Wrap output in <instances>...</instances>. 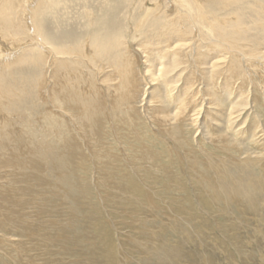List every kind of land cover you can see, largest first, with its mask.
<instances>
[{"label": "rangeland", "instance_id": "374dc122", "mask_svg": "<svg viewBox=\"0 0 264 264\" xmlns=\"http://www.w3.org/2000/svg\"><path fill=\"white\" fill-rule=\"evenodd\" d=\"M44 1L14 52L0 30V264H264V0H201L225 19L208 39L157 34L168 0ZM189 45L203 67L146 74ZM132 56L139 96L112 106ZM90 85L105 104L87 111Z\"/></svg>", "mask_w": 264, "mask_h": 264}, {"label": "bare ground", "instance_id": "6f19581e", "mask_svg": "<svg viewBox=\"0 0 264 264\" xmlns=\"http://www.w3.org/2000/svg\"><path fill=\"white\" fill-rule=\"evenodd\" d=\"M42 1H44V0H2V3H1V6H0V30H2L1 32H3V33H1V36L5 39V40H8V39H10V40H13V43H12V45H11V47L10 48H5L4 50L5 51H7V50H12L13 52H14V50L13 49H17L19 46H20V41H22V40H20V41H16L15 40V38H12V37H14L13 35H14V31H13V29H16L17 27H14L15 26V24H16V19L18 18V13H20V11L22 10L23 11V13H24V16H23V18H24V23L26 24L25 26L26 27H28L27 29L28 30H30L31 29V23H32V19H33V22H34V20H36V16H37V14L36 13H41L44 9H42V7L43 6H45V4L44 3H42ZM133 1V0H132ZM151 1V0H150ZM150 1H148L149 3H153V2H150ZM162 1H164V0H160V1H156L155 0V4H154V7H153V11L156 13L157 11H158V9H160V10H163V5L161 4V2ZM167 1V0H166ZM194 1V3L191 1V0H168V2H166V3H170V5H171V11L172 12H174V13H171L172 14V16L170 17V19L169 18H166L165 19V17H164V19L163 20H159V19H156L155 18V20H153L152 21V24L153 23H155V24H153V25H156L157 27L155 28L156 29V32H157V34H159V35H161L162 33H164L165 34V32H167V31H171L175 26H176V24H183V20H185V21H188V23L190 24H192L193 26L192 27H194V30L196 31L195 32V34L196 33H199V34H201L205 39H208V38H211L212 36H214L215 34H216V32L215 31H218V28L220 29V23L222 24V23H225V19H224V17H217V16H212L211 15V13H206V11L204 10V7H202L201 6V0H193ZM44 2H49V0H45ZM137 2V1H136ZM141 2V1H140ZM145 3V2H144ZM44 4V5H43ZM143 5V4H142ZM151 5V4H150ZM144 6V5H143ZM167 6H168V4H167ZM150 7V6H149ZM144 8H145V6H144ZM150 8H152V7H150ZM169 8V7H168ZM40 10H42L41 12H40ZM165 10V9H164ZM146 11H148V10H146ZM171 11H169V12H171ZM44 12V11H43ZM165 12L166 13H169L168 12V10H165ZM165 12H163V13H165ZM42 14V13H41ZM87 14V13H86ZM85 14V15H86ZM157 14V13H156ZM17 15V16H16ZM21 15V14H20ZM36 15V16H35ZM57 15V14H56ZM55 15V16H56ZM83 15V14H82ZM89 15V14H88ZM147 15V14H146ZM174 15V16H173ZM210 17H209V16ZM145 16V15H144ZM153 16V15H152ZM155 16V15H154ZM170 16V15H169ZM37 17H39V16H37ZM58 17V16H57ZM20 18V17H19ZM144 18V17H143ZM19 21H21L20 19H18ZM151 20V19H150ZM15 21V24H13V22ZM18 21V22H19ZM58 21V20H57ZM142 21V20H141ZM141 21H139V23L141 22ZM6 23V25H2V24H5ZM20 23V22H19ZM22 23V22H21ZM23 23V24H24ZM240 23V22H239ZM238 22L236 23V20H235V23H233L230 27L232 28H239V24ZM14 26H13V25ZM99 24V23H98ZM101 24H103V23H101ZM100 24V25H101ZM138 24V23H137ZM148 24V23H147ZM17 25V24H16ZM18 25H20V24H18ZM35 25H36V23H35ZM99 25V26H100ZM139 25H141V24H139ZM184 25V24H183ZM182 25V26H183ZM223 25V24H222ZM37 26V25H36ZM128 26V25H127ZM187 26V25H186ZM219 26V27H218ZM9 27V28H8ZM13 29H12V28ZM20 29H22L21 27H22V25H21V27L20 26H18ZM35 27V26H34ZM101 27V26H100ZM147 27V26H146ZM178 27H180V26H178ZM8 28V29H7ZM38 28L40 29V27L38 26ZM98 27H97V25H96V27H95V30L97 29ZM106 28V27H105ZM176 28V27H175ZM189 28V27H188ZM23 29H24V27H23ZM37 29V28H36ZM39 29H38V31H39ZM179 29V28H178ZM182 29V28H181ZM187 29V28H186ZM18 30V29H17ZM189 30V29H188ZM225 30V29H224ZM227 30V29H226ZM36 31V30H35ZM178 31V30H177ZM182 31V30H181ZM181 31H179V32H181ZM187 31V30H186ZM185 31V32H186ZM21 32H23V31H21ZM20 31H19V36L22 34ZM25 32V31H24ZM94 32V31H93ZM92 32V33H93ZM219 32V31H218ZM227 32H228V30H227ZM32 33H33V30H32ZM42 33V32H41ZM92 33H90V35L92 34ZM104 33V32H103ZM106 33V32H105ZM175 33V32H174ZM182 33V32H181ZM180 33V34H181ZM192 33V32H191ZM34 34V33H33ZM37 34V33H36ZM34 35V37L36 38V43L38 44V45H40V47L42 46V47H44V45H45V43H43V41H42V39L40 38V39H37L38 37H37V35ZM177 34V33H176ZM189 35H191L190 33H188ZM228 34V33H227ZM15 35H17L16 33H15ZM182 35H184V33H182ZM197 36H198V34H196ZM229 35V34H228ZM24 36V35H23ZM93 36H94V34H93ZM93 36H91V37H93ZM185 36V35H184ZM221 36V35H220ZM95 37V36H94ZM98 37V36H97ZM135 37V36H134ZM133 37V38H134ZM194 37V36H193ZM85 38V37H84ZM155 38V37H154ZM187 38H189V37H187ZM199 39H201V37H198ZM213 38V37H212ZM19 39H21V38H19ZM24 39V38H23ZM45 39V38H44ZM43 39V40H44ZM106 39V38H105ZM104 39V40H105ZM181 39H183V38H181ZM198 39V40H199ZM225 39H227V40H225V41H227V42H231L232 43V41H230V39H228L227 37L225 38ZM39 40V41H38ZM47 40V39H46ZM86 40V39H85ZM102 40V39H101ZM99 41V42H102V41ZM136 40H137V38H136ZM161 40V39H160ZM178 40V39H177ZM214 40V39H213ZM116 41V40H115ZM182 41V40H181ZM184 41V40H183ZM215 41H219V39L218 40H216L215 39ZM3 42V41H2ZM90 42H92L91 40H90ZM151 42V41H150ZM160 42V41H159ZM177 42V41H176ZM187 42V41H186ZM220 42V41H219ZM47 43V42H46ZM50 43V42H49ZM94 45H95V48H93V49H95V50H97L98 49V51L99 52H104V51H106V48L105 47H103V45H99L98 44V41H93L92 42ZM130 43V42H129ZM182 43V42H181ZM128 44V43H127ZM156 44V43H155ZM184 44V43H183ZM186 44V43H185ZM187 44H189L188 42H187ZM48 45V44H47ZM47 45H45V46H47ZM51 45V44H50ZM115 45H116V42H115ZM174 45V44H173ZM173 45H170L171 47L173 46ZM0 46H1V41H0ZM107 46V45H106ZM158 46H159V44H158ZM157 46V47H158ZM175 46H178V48L180 47V46H185L186 47V45H179V44H176ZM174 46V47H175ZM188 46V45H187ZM49 47V46H48ZM47 47V48H48ZM82 47V46H81ZM108 47V46H107ZM145 47V46H144ZM168 47V46H167ZM195 47V46H194ZM36 48V47H35ZM97 48V49H96ZM152 48V47H151ZM154 48V47H153ZM21 49V48H20ZM92 49V48H91ZM136 49V48H135ZM160 49V48H159ZM167 49V48H166ZM176 49V48H175ZM181 49V48H180ZM188 49L189 50H187L185 53H182V51L180 52V51H175L174 52V54L173 55H175L177 58H175V57H168L167 55L166 56H161V58H157V55L159 54H157V55H155L156 56V58L158 59V60H156L157 61V63L159 64V60L161 59V61H160V65H159V67L158 66H155V64H152L150 61H148V60H150V59H147V62L149 63V66H147V67H149V68H147V71H146V74H148L149 75V77L151 78V80H154V79H157V78H159L161 75H167V74H170V73H172L176 68L178 69V67H180V64L181 65H183L182 64V61H181V58H182V55H183V57H187L186 59H188V58H191L192 60L193 59H195V60H193L192 62H194L195 64H196V66H197V68H199L200 66L201 67H203L202 65H203V63H205L203 60H204V58L202 57V54H196V57H195V53H196V47L194 48V50H195V52H194V50L191 48V45H189V47H188ZM45 50V49H44ZM44 50H41V51H44ZM90 51V49L87 47L82 53H87V51ZM109 50V49H108ZM154 50H155V48H154ZM182 50V49H181ZM232 50H233V48H232ZM46 51V50H45ZM110 51H112V49L110 50ZM0 52H2L1 51V47H0ZM78 52H80V54H81V51L79 50ZM130 52H132V51H130ZM152 52V51H151ZM19 53H20V51H19ZM45 53V52H44ZM43 53V54H44ZM56 53H59L58 51L56 52ZM68 53H73V52H68ZM93 53V52H92ZM96 53H97V51H96ZM95 53V54H96ZM142 53H143V51H142ZM147 53V52H146ZM154 53H156V52H154ZM162 53V52H161ZM165 53V52H164ZM233 53V52H232ZM11 53H7V52H5V54H2L1 53V55H4V56H6V57H8L9 58V55H10ZM47 54V53H46ZM51 54H52V52H51ZM89 53H87L86 55H88ZM135 54L137 55L138 53H136L135 52ZM170 54V53H169ZM172 54V53H171ZM186 54H187V56H186ZM21 55V54H20ZM50 55V54H49ZM48 55V56H49ZM103 55V54H102ZM139 55V54H138ZM148 55V54H147ZM162 55V54H161ZM23 56V55H22ZM53 56H54V54H53ZM61 56V55H60ZM60 56H58V57H60ZM77 56H78V54H77ZM97 56V55H96ZM154 56V57H155ZM160 56V55H159ZM171 56V55H170ZM2 57V56H1ZM38 57V56H37ZM36 57V58H37ZM41 57H42V55H41ZM52 57V56H51ZM73 57V56H72ZM72 57H71V59H72ZM75 57V56H74ZM89 57H90V55H89ZM149 57V56H148ZM147 57V58H148ZM151 57V56H150ZM149 57V58H150ZM166 57H168V58H166ZM231 57V56H230ZM14 58H15V56H14ZM66 58V57H65ZM153 58V57H152ZM156 58H154V59H156ZM169 59L167 62L166 61H163L162 59ZM184 58V59H185ZM63 59V58H62ZM82 59V58H81ZM177 59H179V60H177ZM233 60H235L234 58H232ZM238 59V58H237ZM9 60V59H8ZM38 60V59H37ZM125 61H127L128 62V64L127 63H125L126 65H128V66H126L125 64H123V66H119V68H118V66L116 67V69H117V72H118V74L120 75V81H119V86L117 85V90L115 89V93L113 94V95H115L114 97H113V95H112V97L115 99V101H113L112 102V104H110V105H120V106H122L121 108H125V107H123V105H124V103H126V105H128L127 104V102H130V103H132L133 102V100L134 99H136L137 97H136V95H138L139 96V94H136V93H138V92H136V90H138V88H140V87H138V81H137V79H138V77H137V74H138V72H137V70H136V68H135V65L136 64H138L139 62H138V60H137V57H134V56H132L131 58H126V59H124ZM0 61H1V58H0ZM49 61H50V59H49ZM116 61V60H115ZM114 61V62H115ZM152 61V60H151ZM154 61V60H153ZM156 61H155V63H156ZM188 61H189V59H188ZM231 61V60H230ZM241 61V60H240ZM43 62V61H42ZM145 62H146V60H145ZM146 62V63H147ZM232 62V61H231ZM236 62H238V60L236 61ZM92 63H93V61H92ZM106 63H108V62H106ZM116 63V62H115ZM132 63L134 64V66L132 65ZM194 63H193V65H194ZM3 64V63H2ZM41 64V63H40ZM120 64V63H119ZM186 64V63H185ZM189 64V63H188ZM235 65V64H234ZM90 66V65H89ZM96 66V65H95ZM114 66H115V64H114ZM67 67V66H66ZM137 67V66H136ZM231 67V66H230ZM75 68H77V67H75ZM91 68V67H90ZM138 68V67H137ZM196 68V69H197ZM233 68H234V66H233ZM176 69V70H177ZM231 69V68H230ZM79 70V69H78ZM139 70V69H138ZM80 71H82V70H80ZM197 71H198V69H197ZM203 71V72H202ZM201 71V69H199V72H200V75H203V73H204V70H202ZM52 72H54V71H52ZM63 72V71H62ZM61 72V73H62ZM68 72H69V70H68ZM75 72V71H74ZM176 72V71H175ZM234 72H235V70H234ZM64 73V72H63ZM228 73V72H227ZM233 73V72H232ZM231 73V74H232ZM65 74V73H64ZM76 73H74V74H72V75H74L75 76V78H76V76L77 75H75ZM173 74V73H172ZM230 74V73H229ZM236 74V73H235ZM53 75V74H52ZM55 75V74H54ZM58 75V74H57ZM68 75V74H67ZM70 76H71V73L69 74ZM115 75H117V74H115ZM234 75V74H233ZM69 76V77H70ZM82 76V75H81ZM80 76V77H81ZM109 76V75H108ZM169 76H171V75H169ZM211 76V75H210ZM61 77V76H60ZM65 77V76H64ZM83 77V76H82ZM95 77V76H94ZM109 77H111V76H109ZM108 77V78H109ZM163 77V76H162ZM200 77V76H199ZM204 77V76H203ZM43 78V77H42ZM45 78V77H44ZM58 78V77H57ZM74 78V77H73ZM112 78V77H111ZM165 78V77H164ZM163 78V79H164ZM169 78V77H168ZM204 78H206V77H204ZM210 78V77H209ZM41 79V78H40ZM162 79V78H161ZM170 79V78H169ZM196 80H197V78H195ZM212 79V78H211ZM71 80V79H70ZM97 80V79H96ZM106 80H107V78H106ZM139 80V79H138ZM189 80H190V78H189ZM192 80V79H191ZM190 80V82H189V84H191L192 83V81ZM199 80V79H198ZM197 80V81H198ZM201 80H202V78H201ZM200 80V81H201ZM204 80H206V79H204ZM203 80V82L204 83H206L205 81ZM210 80V79H209ZM53 81H55L56 83H57V85H59L60 83H66L68 80H65V79H60L59 80V84H58V82L56 81V79L55 80H53ZM108 81H110L111 82V80H108ZM112 81H113V79H112ZM159 81H160V79H159ZM158 81V82H159ZM187 81V80H186ZM54 82V83H55ZM162 82V81H161ZM164 82V81H163ZM162 82V83H163ZM172 82V81H171ZM188 82V81H187ZM187 82H185V84L187 83ZM196 82V81H195ZM210 82V81H209ZM50 83V82H49ZM70 83V82H69ZM74 83H75V81H74ZM107 83V82H106ZM51 84V83H50ZM77 84V83H76ZM166 84H168L167 82H166ZM166 84H164V85H166ZM184 84V85H185ZM195 84V83H194ZM209 84V83H208ZM56 85V84H55ZM61 85H63V84H61ZM191 85H193V84H191ZM207 85V84H206ZM38 86V85H37ZM65 86V85H64ZM93 86H95V85H93ZM93 86L91 87V85H90V89L89 90H86L87 91V93H89V95H91V97H93L92 98V100H89V102L88 101H84V104H83V108L84 107H86V110L88 111H92V110H96V108H97V106H100V105H104L105 103H103L102 101H100L99 99H98V93L97 92H100V90H99V88H93ZM114 86V85H113ZM116 86V85H115ZM140 86V85H139ZM188 86V85H187ZM194 86V85H193ZM192 86V87H193ZM60 87V86H59ZM98 87V86H97ZM186 87V86H185ZM69 88V87H68ZM58 89V88H57ZM60 89V88H59ZM191 89V88H190ZM189 89V90H190ZM68 90V89H67ZM170 90V89H169ZM185 90H188V87H186L185 88ZM185 90H182V92H184ZM83 91L85 92V90L83 89ZM96 91V93H94ZM199 91H200V89H199ZM136 92V93H135ZM187 92V91H186ZM69 93V92H68ZM101 93V92H100ZM107 93V92H106ZM111 93H113V92H111ZM111 93H109L110 95H111ZM108 94V95H109ZM118 94H119V97H118ZM152 94V93H151ZM188 94V93H187ZM157 92H155L154 94H152V98H155V97H157ZM182 95V94H181ZM181 95H180V97H181ZM183 95H184V93H183ZM10 96V95H9ZM87 96V95H86ZM95 96H98V97H95ZM107 96V95H106ZM106 96H105V98H106ZM49 97H51V96H49ZM61 97H63V96H61ZM61 97L59 98V100L61 99ZM182 98H183V96H182ZM188 98V97H187ZM65 99V98H64ZM105 100V99H104ZM107 100V99H106ZM137 100V99H136ZM184 100V99H183ZM187 100V99H186ZM189 100H190V98H189ZM9 101V100H8ZM48 101V100H47ZM182 101V100H181ZM108 102V101H107ZM106 102V103H107ZM187 102V101H186ZM57 103V102H56ZM183 103V102H182ZM181 103V105H183ZM188 103V102H187ZM187 103H185L184 105H185V109H186V104ZM2 104V103H1ZM6 105H8V103L6 102ZM59 105V104H58ZM125 105V106H126ZM132 104H130V106H131ZM106 106V105H105ZM129 106V105H128ZM67 107V106H66ZM119 107V106H118ZM179 107V106H178ZM0 108H3V106H0ZM95 108V109H94ZM100 108V107H99ZM120 108V107H119ZM68 109V108H67ZM98 109V108H97ZM117 109V108H116ZM179 109V108H178ZM52 111V110H51ZM122 111V110H121ZM125 111V110H124ZM132 111V110H131ZM130 111V112H131ZM56 112V111H55ZM166 112V111H165ZM132 113V112H131ZM129 114V113H128ZM128 114H127V116H128ZM175 114V116H178V113L177 112H175L174 113ZM116 115H117V113H116ZM131 116V115H130ZM97 117H98V115H97ZM124 117V116H123ZM132 117H134V115L132 116ZM110 119V118H109ZM118 119H119V117H118ZM123 119H125V118H123ZM123 119H121V121L123 120ZM134 119V118H133ZM159 119V118H158ZM120 120V119H119ZM129 120V119H128ZM116 121V120H115ZM162 121V120H161ZM123 122V121H122ZM129 122H130V120H129ZM163 122V121H162ZM124 123V122H123ZM122 123V124H123ZM126 123H128V122H126ZM125 123V124H126Z\"/></svg>", "mask_w": 264, "mask_h": 264}]
</instances>
